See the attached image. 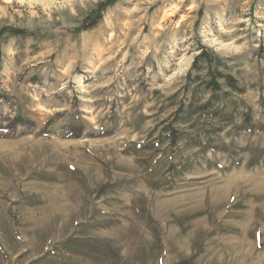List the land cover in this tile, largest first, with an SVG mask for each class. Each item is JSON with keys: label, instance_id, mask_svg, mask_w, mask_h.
I'll return each instance as SVG.
<instances>
[{"label": "rangeland", "instance_id": "374dc122", "mask_svg": "<svg viewBox=\"0 0 264 264\" xmlns=\"http://www.w3.org/2000/svg\"><path fill=\"white\" fill-rule=\"evenodd\" d=\"M0 264H264V0H0Z\"/></svg>", "mask_w": 264, "mask_h": 264}, {"label": "bare ground", "instance_id": "6f19581e", "mask_svg": "<svg viewBox=\"0 0 264 264\" xmlns=\"http://www.w3.org/2000/svg\"><path fill=\"white\" fill-rule=\"evenodd\" d=\"M170 14V13H169ZM171 15V14H170ZM165 16V15H164ZM168 17V16H167ZM173 17V16H172ZM165 20V19H164ZM169 20V19H168Z\"/></svg>", "mask_w": 264, "mask_h": 264}]
</instances>
